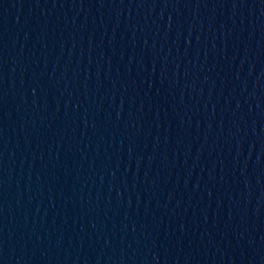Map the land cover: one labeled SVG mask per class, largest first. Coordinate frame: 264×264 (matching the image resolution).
Masks as SVG:
<instances>
[{"label": "water", "instance_id": "water-1", "mask_svg": "<svg viewBox=\"0 0 264 264\" xmlns=\"http://www.w3.org/2000/svg\"><path fill=\"white\" fill-rule=\"evenodd\" d=\"M0 264H264V0H0Z\"/></svg>", "mask_w": 264, "mask_h": 264}]
</instances>
